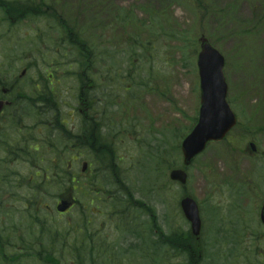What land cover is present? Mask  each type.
Here are the masks:
<instances>
[{"label":"rangeland","instance_id":"1","mask_svg":"<svg viewBox=\"0 0 264 264\" xmlns=\"http://www.w3.org/2000/svg\"><path fill=\"white\" fill-rule=\"evenodd\" d=\"M27 1L40 3V0ZM43 1L46 4L43 10L47 6H57L59 15L75 21L78 27L86 30V40L95 47L93 54H97L99 60L101 57L106 58L107 63L98 69L97 75L95 62L90 64L87 83L93 89L90 100L98 103L97 108L101 112L104 109L100 101H104L106 94L109 98L112 95L119 96L115 101L121 107L108 109L113 114V128H105L104 136L111 141L116 166L120 167L111 175L102 169L108 159L104 163L100 160L98 170L102 171V183L95 181L98 187L92 189L94 172L97 170V164L93 162L94 155L87 151L77 156L72 142L73 150L68 163H71L80 185L86 182V192L82 189L81 193H73L79 203L68 215L60 218L55 209L56 199H44L41 193H37L41 191L35 189L39 179L36 181L35 172L23 166L19 179L22 186L19 187L17 200L19 210L7 226L15 223L22 225V237L28 238L31 217L39 214V218L47 221L50 229L63 234L64 243L68 245V250L63 254H56L61 264H81L75 250H69L70 244L82 250L84 264H93L92 260L98 257V245L102 241L106 246L110 244L114 248L118 247L116 250L119 254H111L112 246L111 251L104 248L101 251L102 259L97 264H113L111 255L117 257L118 262L114 264H188L187 250L193 244L191 235L187 233L190 226L181 217V212L179 216L175 210L179 190L175 186L173 189V185H170L169 190L167 181H170V168L182 165L179 146L196 125L199 115L200 78L196 66L200 49L198 40L206 35L211 44L226 57L225 75L230 88L228 99L239 121L231 137L237 141V145L233 144L236 149L243 148V135H247L243 133L245 129L254 131L255 127L257 129L264 124L262 117L254 113L256 109L264 108V0ZM109 3L117 8L116 13L122 15V19L114 20V25L111 16L106 17L104 10V7H109ZM127 16L132 18V24L125 21ZM1 18L0 13V22ZM31 18L17 27H0V76L8 81V87L19 79L18 89L8 99L18 93L24 96L22 100L33 95V88L28 87L35 64L41 69L43 66L45 69L51 68L58 72L56 75L62 74L64 77L71 65L75 69L69 72H75L76 77L82 72L76 64L79 60L77 53L63 46V31L56 29L53 20ZM96 24H105L106 29L102 32L96 29ZM38 37L41 39L38 40ZM133 37V40L141 43L131 49L127 43ZM29 66L32 67L27 69ZM23 70H27V74L21 77ZM112 78L115 82L113 85L110 84ZM66 79L69 77L65 78V85L58 94L64 101L73 103L77 83H70ZM109 86L115 88L110 89ZM102 87H108L110 93H106ZM30 111L31 108H28V116H31ZM105 122L110 123L108 120ZM30 123H33L32 119L27 120V124ZM255 140L263 153L264 141ZM227 143L209 148V167H228V170L222 171L228 173L230 166L233 167L235 163L243 166L244 174H249L253 168L251 163L238 159L237 154L231 156L234 151H230ZM94 150L102 157L108 156L107 148L101 144L95 143ZM162 158L168 160L165 161L168 170L158 162ZM85 162L91 167L83 174ZM204 162L205 158H202L188 170L187 186V192L203 206L202 245L205 252L200 264L226 262L213 257L215 240L221 243L222 258L229 254L230 249L237 247L234 259L229 264H257L262 259L260 255L264 245H257L255 240L264 233V227L262 224L256 225V219L251 220L247 216V226L219 228L221 218L217 215L215 218L218 223L216 219L210 218V228L208 224L207 209L223 213L224 207L231 204V198L241 200L244 207L252 205L250 201L244 200L243 193L249 187L230 185L229 189L233 191L229 193L230 190L223 185L220 196L211 200L205 186H202L204 174L199 168ZM208 178L205 176V179ZM117 181L119 184H116ZM90 182L91 186H88ZM91 189L101 192L98 197L93 196L96 201L92 207L89 202ZM234 192L240 195L234 196ZM115 202L126 208L120 215L114 214V211L121 210L115 209ZM82 205L87 208V216L93 214L91 227L96 236L88 242L82 240L86 228ZM39 206L41 210H38ZM4 222L0 218V227ZM33 231L36 237L41 236L38 226ZM77 231L81 233L79 237ZM229 233L232 236L225 238ZM159 238L162 240L158 241ZM44 239L46 246L49 235ZM236 239V246L231 245ZM143 242L147 245H152V242L160 244L146 249ZM27 247H31V244ZM126 249L129 256L122 254Z\"/></svg>","mask_w":264,"mask_h":264},{"label":"flooded vegetation","instance_id":"2","mask_svg":"<svg viewBox=\"0 0 264 264\" xmlns=\"http://www.w3.org/2000/svg\"><path fill=\"white\" fill-rule=\"evenodd\" d=\"M47 9L50 10L51 7ZM34 72L32 101L17 99L21 98L17 95L15 99L5 102L6 106L0 115V218L5 222L15 217L19 210L17 200L19 187L22 186V181L19 179L23 166L36 173L34 177L37 181L40 177L39 172L54 171L56 152L69 156L73 150L71 147L73 141L76 155L80 156L87 149V134L90 133L98 142L105 131L99 113L95 117L88 116L96 113L92 110V103L88 104L84 99L85 94L82 89L86 87L81 80L80 100L72 106L67 102L52 101L46 96L43 85L49 82V76H41L39 70ZM25 105L31 107L29 113L31 116H28L27 111L24 110ZM28 119H32L33 123L28 125ZM68 167L71 168V165L69 164ZM28 182L35 184L33 181ZM262 183L263 186L264 180ZM37 184L42 189L41 194L44 199L49 200L50 197H54V182L41 180ZM65 192L66 190L58 195L57 202L60 203L61 199L65 198ZM262 201L263 203L259 205L260 211L264 207V195ZM20 232H22L21 228L18 231H14L13 228L0 229V253L6 249L5 236Z\"/></svg>","mask_w":264,"mask_h":264},{"label":"water","instance_id":"3","mask_svg":"<svg viewBox=\"0 0 264 264\" xmlns=\"http://www.w3.org/2000/svg\"><path fill=\"white\" fill-rule=\"evenodd\" d=\"M200 44L198 67L202 91L201 114L198 125L182 145L185 166L190 165L192 159L207 147L209 141L222 140L237 124L236 116L227 99L229 88L224 76L225 58L209 44L206 37L201 38ZM2 107L0 103V111ZM86 168L85 164L84 171ZM171 179L186 184L187 174L184 171L175 170L171 173ZM181 205L186 218L192 224L193 235L198 237L202 222L197 204L194 200L186 198ZM68 208L69 205L63 201L58 209L60 212H65Z\"/></svg>","mask_w":264,"mask_h":264},{"label":"trees","instance_id":"4","mask_svg":"<svg viewBox=\"0 0 264 264\" xmlns=\"http://www.w3.org/2000/svg\"><path fill=\"white\" fill-rule=\"evenodd\" d=\"M0 6L3 8H6V11L9 15H11L14 19L20 20L26 17H30L33 15H39L41 13L37 12V9L33 8V5L30 4H12V3H3V1H0ZM53 18V17H52ZM60 28L62 29V31L64 32V36L68 37L69 39V43L72 47H74L77 52L79 53V58L80 60L78 61L80 67L85 68L87 70H90V64H92L93 62H95V57H94V46L93 44L89 41V40H84L83 37L80 36V33H76V29L73 28H66V26H64V24H60ZM84 40V41H82ZM66 41V40H65ZM100 140H98V142L95 141V137L92 136L90 133L87 134V140H86V145L88 146V148L90 149H94V145L95 143L100 144L99 143ZM103 147L107 148L108 150V156L107 154L105 156H100L99 154H95L94 155V163L96 162L97 166V170H95L94 172V178L92 180V182H94V185L92 186V189H96L98 187V185L95 183V181L100 182L101 178L99 175L102 172L99 169V164L100 160L102 163L105 162V160L108 159V163L106 165H102V169L103 172H109L111 175H114V172L117 170V166H116V158H115V154L112 151L111 147L107 144V142H103L101 144ZM58 184V183H56ZM88 186H91V182ZM62 187V186H60ZM71 189H73V186L70 187ZM91 188V187H90ZM79 189V187H78ZM92 189L90 191H92ZM42 234H47V231H42ZM49 235H50V242H49V248L47 250H45L44 248L36 255V256H31V257H35V259H37V261H39L42 264H61L60 262V258L57 254L58 250H56V246H57V238L61 236V234L59 232L52 234L49 231ZM91 238V236H90ZM156 242H153V245L155 246ZM160 244V243H157ZM29 244L24 242V246H26V250L29 251L30 247H27ZM31 250V249H30ZM195 247H190L189 251L187 250V254L190 257H195L194 254ZM47 252V253H46ZM62 253V252H60ZM80 254V255H79ZM80 258V262L81 264H84L82 262L83 260V255H82V250L80 249V252L77 254ZM8 256V255H7ZM30 257V251L29 253H26V255L23 256H17L16 258H14V263L13 260L11 261L12 264H27L28 260ZM196 260L198 261V263L200 264V258L199 257H195ZM16 261V262H15ZM6 264H10V262H6ZM192 264H194V262H192Z\"/></svg>","mask_w":264,"mask_h":264},{"label":"bare ground","instance_id":"5","mask_svg":"<svg viewBox=\"0 0 264 264\" xmlns=\"http://www.w3.org/2000/svg\"><path fill=\"white\" fill-rule=\"evenodd\" d=\"M178 248L180 247L178 246ZM190 260L194 262V264H199L195 257H190Z\"/></svg>","mask_w":264,"mask_h":264}]
</instances>
